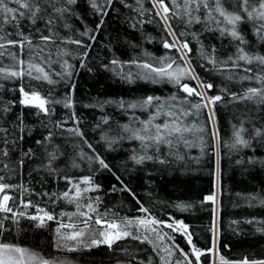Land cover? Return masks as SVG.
<instances>
[{
	"label": "snow or ice",
	"instance_id": "obj_1",
	"mask_svg": "<svg viewBox=\"0 0 264 264\" xmlns=\"http://www.w3.org/2000/svg\"><path fill=\"white\" fill-rule=\"evenodd\" d=\"M113 15L122 18L129 34L124 44L134 54L127 60L113 55L99 68L130 88L170 85L166 94L79 99V73L95 71L90 54ZM148 26L158 34L147 33ZM145 44H158L162 54ZM109 106L115 111L106 112ZM222 107L234 109L227 141L218 119ZM80 108L101 113L87 130ZM101 146L125 150L120 167L128 172L185 161L192 149L199 158H215L212 188L198 202L210 211L206 246H197L184 220L146 207L97 150ZM223 148L237 155L264 149V0H0V264H73L59 256L102 246L119 249L117 264H264V253L221 254ZM236 163L264 167L254 155ZM105 172L143 215L100 211L103 188L96 177ZM245 200L264 208V194ZM61 205L75 211L57 212ZM171 207L189 212L196 204ZM243 225L264 235V218L231 220L229 229L246 235ZM27 233H48L57 255L23 246L18 241Z\"/></svg>",
	"mask_w": 264,
	"mask_h": 264
},
{
	"label": "trees",
	"instance_id": "obj_2",
	"mask_svg": "<svg viewBox=\"0 0 264 264\" xmlns=\"http://www.w3.org/2000/svg\"><path fill=\"white\" fill-rule=\"evenodd\" d=\"M89 23L94 27L91 21ZM146 31L153 36L158 34L152 26H148ZM128 35L123 27L122 18H117L114 15L108 18L105 28L98 37V43L90 54L89 66L93 67L95 71L89 73L81 70L78 76L77 96L81 101L88 103L90 98L97 97L102 100L120 96L128 98L133 95H142L146 90H153L156 95H163L171 90L170 85L153 86L151 84H140L130 88V86L124 85L114 78L111 72L99 68L101 61L107 63L113 55L122 60H127L134 54L124 44V39ZM117 36H119V40L116 39ZM109 37L112 38V52H108L104 48V45L109 43ZM131 38L136 40L138 36H132ZM143 47L156 55L163 52L158 44H145ZM148 94H152V91H148ZM105 111L112 113L115 109L109 106L105 108ZM233 111V108L222 107L218 112L222 136L225 141L230 135L229 121ZM79 113L88 122L84 125L86 130L101 115L97 109L80 108ZM129 147L128 144L124 145L125 149ZM97 150L101 152L110 165L114 166V171H118L124 183L137 194L146 207H149L158 216L162 212L172 213L177 219L184 220L191 226L190 230L194 232V241L197 246H206L209 237L204 226L209 223L210 211L208 206L201 208L198 202L212 188L214 176L210 174V171L215 170V158H199L198 149H192L189 154L190 158L185 161L176 162L167 167L149 164L146 170L128 172L120 167L121 162L127 157L125 150L118 149L113 152H105L102 146ZM253 155L259 159H264V149H257L255 153L245 150L239 155L230 153L227 148H223L221 152L219 163L220 185L223 188V196L221 197L222 212L220 213L222 225L221 254L229 259H240L244 255L260 256L264 253V235L256 233L253 226L243 225L247 234L241 236L234 235L229 229L231 220H243L253 216L264 218V208L258 206L250 208L245 200V197L249 194H264V167L258 164L251 166L246 163L242 165L236 163V160L241 157ZM149 172H151L150 176L148 175ZM96 182L103 188V191L99 193L103 198L101 212L108 208L112 209L113 212H118L120 216L143 215L138 213L136 201L132 196L119 191V185L110 173L105 172L98 175ZM112 184H117L115 192H111ZM61 187H63L62 184ZM105 193L110 194L105 195ZM149 193H151V198H149ZM181 202L195 203L196 208L189 212H179L171 207L172 204ZM164 205H168V207H164ZM61 210L75 211V208L74 206L64 205L56 208L57 212ZM163 218L167 219V215H164ZM48 236V233L43 235L27 233L22 235L18 242L23 246L33 248L45 257L56 256L57 254L49 246ZM176 236L177 242L185 247L182 237L179 234H176ZM223 245H228V247H223ZM59 258H68L73 261V264H117V259H122L123 255L119 249L112 253L102 246L99 249H93L91 252L74 253L67 257L61 254Z\"/></svg>",
	"mask_w": 264,
	"mask_h": 264
}]
</instances>
